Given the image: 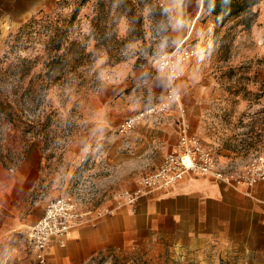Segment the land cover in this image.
<instances>
[{"label": "rangeland", "instance_id": "obj_1", "mask_svg": "<svg viewBox=\"0 0 264 264\" xmlns=\"http://www.w3.org/2000/svg\"><path fill=\"white\" fill-rule=\"evenodd\" d=\"M202 1L203 5L205 0ZM77 2H0V67L4 68L12 61L5 57L8 35L16 33L30 19H41L45 15L54 17L57 26L67 30L70 40L85 43L87 50L93 51L94 43L86 42L85 38L89 34L94 0L80 6L75 19L70 22ZM262 2L264 0L259 4ZM133 4L135 17H141L142 34L141 39L127 43L123 61L116 63L106 52L99 53L83 68V84L79 79L71 87L54 86L34 102H24L20 108L22 120L24 126L31 129L15 128L0 119V169L14 173L23 163L36 159L41 171L42 201L72 195L93 205L123 202L124 183L117 186L118 182L108 177V171L99 169L97 159L108 134L99 127L91 99L110 82L109 75L118 64L129 62L134 71L148 70L155 74L156 60L176 49L192 27L183 45L194 47L196 54L181 66L176 88L183 93L181 98L188 108L193 132L220 166L243 167L257 157H264V108L259 107V99L264 93V16L258 11V19L262 18V21L256 22V27L254 25L249 31L229 23L220 28L215 37L217 27L203 9L199 17L184 22L182 28L179 17L184 4L176 0H167L165 8L158 7L157 0H133ZM156 7L160 12L152 11ZM262 8L264 10V5ZM175 24L178 29L171 32ZM131 25L126 16L120 17L116 24L118 37L124 39ZM29 46L34 49L22 52L21 56H41L38 41ZM40 64L41 60H38L34 74L41 69ZM134 86L135 83L130 81L122 93L127 95ZM135 87L140 91L129 101L134 113L153 101L143 82ZM137 104L140 107L136 108ZM45 119L50 123L47 137L41 139L35 134V129L40 127L36 122ZM105 177H108L106 181ZM124 180L122 172L121 181ZM105 264L147 262L140 253L125 251L108 256Z\"/></svg>", "mask_w": 264, "mask_h": 264}, {"label": "crops", "instance_id": "obj_2", "mask_svg": "<svg viewBox=\"0 0 264 264\" xmlns=\"http://www.w3.org/2000/svg\"><path fill=\"white\" fill-rule=\"evenodd\" d=\"M3 1L9 2L0 0ZM176 1L184 4L179 17L182 28L184 22L200 16L202 0ZM263 3L255 7L260 16H264ZM206 15L213 22V17ZM174 29H178L177 24L171 32ZM192 29L179 44L187 41ZM148 73L134 71L129 62L118 64L109 75L110 82L91 99L99 127L108 134L97 159L99 169L108 171L117 186L123 182L128 192L136 190L142 175L159 168L177 142L176 110L159 123H138L129 138V150L124 149L117 135L121 122L164 97L167 78ZM130 81L135 86L143 82L153 100L135 113L129 101L140 90L134 86L127 95L122 93ZM181 102L194 133L188 108ZM259 105L264 108V93ZM40 182L36 159L23 163L14 173L0 169V264H37L24 242L25 234L43 213ZM85 205L110 212L93 225L71 230L65 246L52 248L46 264H105L108 256L125 251L140 253L147 264H264V183L250 190H236L210 178L191 175L168 190L139 198L134 211L113 201L100 205L87 201Z\"/></svg>", "mask_w": 264, "mask_h": 264}, {"label": "trees", "instance_id": "obj_3", "mask_svg": "<svg viewBox=\"0 0 264 264\" xmlns=\"http://www.w3.org/2000/svg\"><path fill=\"white\" fill-rule=\"evenodd\" d=\"M87 1L78 0L70 22L75 19L78 8ZM261 1L205 0L203 10L213 17L217 37L219 29L229 23L249 31L257 22L259 15L255 7ZM92 6L93 14L85 41L94 43L93 51H88L85 43L70 40L67 30L57 26L56 20L50 15L30 19L16 33L8 35L5 57L12 58V61L4 68L0 67L1 120L15 128L23 127L25 122L20 108L24 102H34L54 86L71 87L79 79V83L83 84L82 70L97 58V54L106 52L109 59L119 63L125 58L127 43L141 39V17H135L133 0H94ZM152 11L160 12L157 7ZM122 16H126L132 24L124 39L116 33L117 21ZM224 38L225 35L220 40ZM37 41L41 56L20 55L28 49L33 50L29 45ZM38 60H41V69L34 74ZM36 123L40 127L35 129V134L45 139L50 120ZM26 128L31 129L28 126Z\"/></svg>", "mask_w": 264, "mask_h": 264}, {"label": "built area", "instance_id": "obj_4", "mask_svg": "<svg viewBox=\"0 0 264 264\" xmlns=\"http://www.w3.org/2000/svg\"><path fill=\"white\" fill-rule=\"evenodd\" d=\"M166 4L167 0H157L160 8H165ZM184 43L185 41L171 53L161 55L153 65L154 73L168 80L164 97L124 120L117 128V135L123 140L124 149L129 150V138L138 123H159L168 113L176 110L178 116L175 149L163 158L155 172L141 178L136 190L124 192L123 202L119 201L118 206H128L134 211L139 198L168 190L191 175L210 178L236 190H250L255 185L264 183V157H257L243 167L233 164L220 166L197 135L190 131L176 81L181 76V66L191 60L196 52L194 47L183 45ZM86 202V199L72 195L59 196L45 202L42 216L25 234V249L37 264H46L52 248L64 247L71 230L93 225L110 212L90 209L85 205Z\"/></svg>", "mask_w": 264, "mask_h": 264}]
</instances>
